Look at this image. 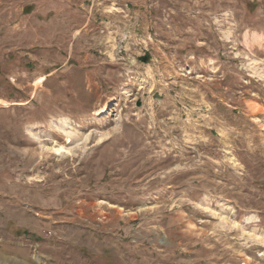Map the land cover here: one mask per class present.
Wrapping results in <instances>:
<instances>
[{"label":"rangeland","instance_id":"obj_1","mask_svg":"<svg viewBox=\"0 0 264 264\" xmlns=\"http://www.w3.org/2000/svg\"><path fill=\"white\" fill-rule=\"evenodd\" d=\"M14 260L264 264V0H0Z\"/></svg>","mask_w":264,"mask_h":264},{"label":"bare ground","instance_id":"obj_2","mask_svg":"<svg viewBox=\"0 0 264 264\" xmlns=\"http://www.w3.org/2000/svg\"><path fill=\"white\" fill-rule=\"evenodd\" d=\"M44 80H45V77L43 76V77H41V78L38 79V82H39V83H42ZM7 103H8V102H7ZM4 104H5V103H4ZM64 149H65V147L62 146V147L56 148L55 151H56L57 153H61V152H63ZM14 262H15L16 264H31L28 260H14ZM15 263H14V264H15Z\"/></svg>","mask_w":264,"mask_h":264}]
</instances>
